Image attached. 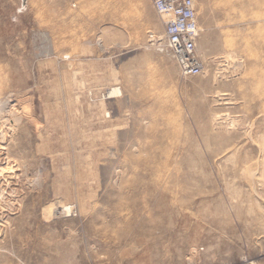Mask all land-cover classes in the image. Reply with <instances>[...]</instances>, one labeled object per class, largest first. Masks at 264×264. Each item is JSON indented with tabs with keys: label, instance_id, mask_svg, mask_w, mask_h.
Returning a JSON list of instances; mask_svg holds the SVG:
<instances>
[{
	"label": "rangeland",
	"instance_id": "1",
	"mask_svg": "<svg viewBox=\"0 0 264 264\" xmlns=\"http://www.w3.org/2000/svg\"><path fill=\"white\" fill-rule=\"evenodd\" d=\"M194 2L183 77L150 0H0V264H264V0Z\"/></svg>",
	"mask_w": 264,
	"mask_h": 264
},
{
	"label": "built area",
	"instance_id": "2",
	"mask_svg": "<svg viewBox=\"0 0 264 264\" xmlns=\"http://www.w3.org/2000/svg\"><path fill=\"white\" fill-rule=\"evenodd\" d=\"M161 19L164 48L183 77L199 76L202 63L197 56L198 19L193 0H150Z\"/></svg>",
	"mask_w": 264,
	"mask_h": 264
},
{
	"label": "bare ground",
	"instance_id": "3",
	"mask_svg": "<svg viewBox=\"0 0 264 264\" xmlns=\"http://www.w3.org/2000/svg\"><path fill=\"white\" fill-rule=\"evenodd\" d=\"M194 1V0H193ZM150 4H151V2H150ZM194 4H195V2H194ZM151 6H152V4H151ZM152 8H153V6H152ZM153 10H154V8H153ZM155 11V10H154ZM157 14V13H156ZM161 20V19H160ZM197 32H198V38H197V40H196V43H197V41H198V39H199V33H200V30H199V26H198V29H197ZM164 31H163V47H164V45H165V42H164ZM170 56L172 57V55L170 54ZM173 59V58H172ZM175 63V62H174ZM63 212L65 213V212H67L68 213V210L66 209V208H63L62 209V214H63Z\"/></svg>",
	"mask_w": 264,
	"mask_h": 264
}]
</instances>
